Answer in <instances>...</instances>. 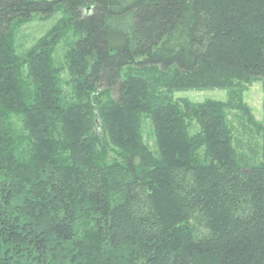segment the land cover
I'll return each mask as SVG.
<instances>
[{
    "label": "trees",
    "instance_id": "16d2710c",
    "mask_svg": "<svg viewBox=\"0 0 264 264\" xmlns=\"http://www.w3.org/2000/svg\"><path fill=\"white\" fill-rule=\"evenodd\" d=\"M256 80L264 0H0V264H264Z\"/></svg>",
    "mask_w": 264,
    "mask_h": 264
},
{
    "label": "rangeland",
    "instance_id": "374dc122",
    "mask_svg": "<svg viewBox=\"0 0 264 264\" xmlns=\"http://www.w3.org/2000/svg\"><path fill=\"white\" fill-rule=\"evenodd\" d=\"M61 13L56 12L49 17L32 16L31 19L19 28L14 36L15 49L22 53L35 43L56 21ZM148 74V73H147ZM155 75L154 72L150 73ZM173 100L186 99L191 103H202L207 100L225 102L228 99L226 90H186L172 93ZM242 104L246 106L258 124L264 122V81L256 80L250 83L242 93Z\"/></svg>",
    "mask_w": 264,
    "mask_h": 264
}]
</instances>
